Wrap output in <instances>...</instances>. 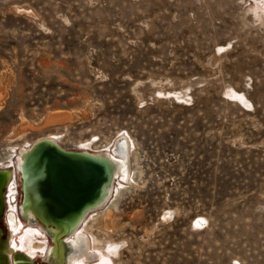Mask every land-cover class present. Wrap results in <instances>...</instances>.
Instances as JSON below:
<instances>
[{"label":"rangeland","instance_id":"1","mask_svg":"<svg viewBox=\"0 0 264 264\" xmlns=\"http://www.w3.org/2000/svg\"><path fill=\"white\" fill-rule=\"evenodd\" d=\"M47 135L91 153L128 138L112 230L80 225L108 264H264V0H0V228L36 264L47 236L31 251L4 216L18 150Z\"/></svg>","mask_w":264,"mask_h":264},{"label":"water","instance_id":"2","mask_svg":"<svg viewBox=\"0 0 264 264\" xmlns=\"http://www.w3.org/2000/svg\"><path fill=\"white\" fill-rule=\"evenodd\" d=\"M125 146L126 141L118 138L111 153L117 159L125 161L128 156ZM98 154L66 150L48 140H38L24 155V175L21 170L16 169L20 191L17 215L25 224H29L31 219L28 213L33 215V226L42 230L50 241L48 253L41 260L42 264L62 263L60 255V260H57L55 253L58 245L63 247L61 255L63 252L64 256L66 255L63 264H68V259L74 253L84 250V243L77 249L68 239L88 212L102 207L108 201L115 179L122 174L120 172L115 176L118 171L115 170L114 162L109 156L98 160L93 157ZM4 173L5 170L0 169V176L3 177L0 184V222L4 214L3 190L9 180ZM24 183L28 188V204L24 199ZM26 205L31 209L25 208ZM12 213L8 212L6 216H12ZM2 236L0 228V242L3 243L0 248V264H36L18 252L11 253L10 263L9 254L5 252L7 241L2 239Z\"/></svg>","mask_w":264,"mask_h":264},{"label":"bare ground","instance_id":"3","mask_svg":"<svg viewBox=\"0 0 264 264\" xmlns=\"http://www.w3.org/2000/svg\"><path fill=\"white\" fill-rule=\"evenodd\" d=\"M59 112V110L58 111H53V112H51V114H49L48 115V118H47V122L48 123H61L62 121H64L65 120V118H66V115L65 114H61V113H58ZM55 137L56 136H52V135H47V136H45V137H43V138H40V139H38V140H48V141H50V142H53V143H56L57 145H58V143H57V141H56V139H55ZM127 138V137H126ZM126 138H124L123 137V139L126 141V148H127V153H129L130 152V149H129V146H128V144H129V142H127V139ZM38 140H36V141H38ZM36 141H34V142H36ZM33 142V143H34ZM32 143V144H33ZM31 144V145H32ZM31 145H29V146H26V147H22V148H20L19 150H18V153H17V157H16V159H15V171L17 172V168H18V170H21L22 171V173H23V175H24V169H23V167H24V160H25V154L27 153V150L31 147ZM59 146V145H58ZM61 147V146H60ZM114 148V147H113ZM104 152H106V153H104ZM133 152V151H132ZM21 153V154H20ZM97 153H99L98 155H93V157L94 158H96L97 160L98 159H100V158H107V156H109V159H111L113 162H114V164L116 165L115 166V170L117 169V171H118V173H115V176L116 175H118L120 172L122 173L120 176L121 177H119V176H117V180L119 179V178H121V180H126V181H128V180H130L129 178V176H130V173H131V169H130V160H129V155L127 156V159L125 160V161H123L122 159H117L110 151H107V150H99ZM104 153V154H103ZM131 153V152H130ZM132 154V153H131ZM21 155V156H20ZM108 160V159H107ZM109 161V160H108ZM18 162V163H17ZM108 165V167H110L111 168V166L109 165V164H107ZM107 165H105V169H106V167H107ZM1 170H5V173L3 174V175H5V176H7V177H9V180H8V182L6 183V186H5V188L7 187L8 188V190L10 191L11 190V188H10V185H9V183H10V181L13 179V177H12V172H9L8 173V169L6 168H1ZM112 171H113V167H112ZM15 178V177H14ZM1 179H3V177H1L0 176V184H1ZM24 179H25V176H24ZM133 182V180L131 179L128 183L130 184V183H132ZM129 184H125V185H129ZM125 185L123 184V185H119L116 189L114 188L115 186H114V183H113V186H112V188H113V190H112V194H111V196L109 197V199H108V201L102 206V207H100V208H98V209H95V210H91L90 212H88V214H90V213H94L93 215H98V214H101L102 216H101V220H102V222H103V225H104V227H105V229H108L109 231L110 230H112V215H113V208L116 206V203H117V199H118V197H119V195H120V192H121V190L122 189H124V188H126L125 187ZM23 190H24V199H25V202L28 204L29 203V198H28V188L26 187V183H24L23 184ZM8 191V192H9ZM115 191V192H114ZM10 193V192H9ZM11 194V193H10ZM114 194V195H113ZM3 197H4V195H3ZM10 198H12L11 197V195L9 196V201L11 200ZM13 199V198H12ZM30 208L31 209V207L29 206V205H26L25 206V208ZM29 209V210H30ZM11 210V208L10 209H8L7 211H6V213H5V216H4V220H5V224L6 225H9V228H10V233H15L17 230H19L20 229V225H18L17 223H16V221H15V216H14V213H18L17 211H15V212H13L12 213V216L11 215H8V216H6L7 215V213L9 212ZM12 212V211H11ZM88 214H86V216L84 217V219L88 216ZM28 215H29V217H31V219H29V224H27L28 225V227H27V229L24 231V236L25 237H28L29 238V243H31L33 240L30 238V235H32L34 232H38L39 233V231L41 232L42 230H40V229H35V228H33L34 226H33V215H31V214H29L28 213ZM92 216V215H91ZM83 219V220H84ZM198 220H199V222L202 220V221H204V219L203 218H201V217H199V218H197ZM83 220H82V222H83ZM82 222H80V224L77 226V228H76V230L73 232V234L69 237V239H68V241H69V243H71V244H74V246L75 247H77V249H80V246H82V244L84 243L86 246V248L84 247V250L82 251V252H77V253H74L73 254V256H71L69 259H68V264H90V263H88L89 261H91L92 259L94 260L95 259V257H96V259L98 260V262H99V260H100V264H108L109 263V260H110V258L108 257V255H109V253H107V252H105V249H107V248H110V247H114L112 244H108L107 245V247L105 248L104 246H97L96 244H93L92 245V247H90V240H89V238H87L85 235H84V233H82V231L80 230V225H81V223ZM199 222H197L198 224H199ZM43 232V231H42ZM44 233V232H43ZM13 237V236H12ZM11 237V238H12ZM48 240V239H47ZM14 241V240H13ZM23 236L22 237H19V248L20 249H22L23 248ZM3 243L2 242H0V248H1V245H2ZM11 243L10 242H6V245H5V248H6V250H5V252L7 253V254H9L8 255V257H9V261H10V263H11V252H15V251H17L16 250V248H15V245H10ZM16 244V243H15ZM41 246V243L40 242H38V241H36V242H32V244H31V247L29 248L31 251H36L35 249L36 248H38V247H40ZM68 248V250H70V247L68 246L67 247ZM111 248V249H112ZM42 248H40V250H41ZM62 249H63V247H62V245H58L57 246V249L55 250V253L57 254V257H58V259L57 260H60V258L62 259V263L61 264H63V262L65 261V259H66V255L64 256V252L62 253V255H61V251H62ZM82 249V248H81ZM110 249V250H111ZM48 250H49V247H48V249L46 250V252H44V256H46L47 255V253H48ZM91 250H92V252H91ZM109 250V251H110ZM0 251H1V249H0ZM58 252H59V254H58ZM112 253V252H111ZM59 255H60V258H59ZM30 259V258H29ZM95 259V260H96ZM96 260V261H97ZM22 264H27V263H24V262H22ZM98 264V263H97Z\"/></svg>","mask_w":264,"mask_h":264},{"label":"built area","instance_id":"4","mask_svg":"<svg viewBox=\"0 0 264 264\" xmlns=\"http://www.w3.org/2000/svg\"><path fill=\"white\" fill-rule=\"evenodd\" d=\"M14 183H15V180H14ZM17 186H18V185H17ZM17 186H16V187H17ZM9 196H10V195H9ZM11 197H12V196H11ZM12 200H14V199H12ZM15 211H16V210H15Z\"/></svg>","mask_w":264,"mask_h":264}]
</instances>
